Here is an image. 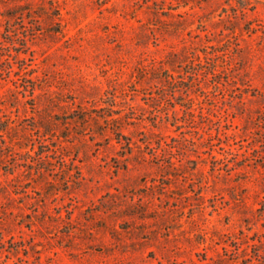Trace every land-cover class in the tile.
<instances>
[{"label": "rangeland", "instance_id": "1", "mask_svg": "<svg viewBox=\"0 0 264 264\" xmlns=\"http://www.w3.org/2000/svg\"><path fill=\"white\" fill-rule=\"evenodd\" d=\"M0 264H264V0H0Z\"/></svg>", "mask_w": 264, "mask_h": 264}]
</instances>
